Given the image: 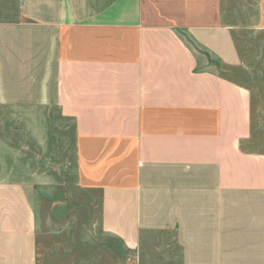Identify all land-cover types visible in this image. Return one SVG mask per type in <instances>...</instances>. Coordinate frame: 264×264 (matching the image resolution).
I'll return each instance as SVG.
<instances>
[{"label":"crops","instance_id":"1","mask_svg":"<svg viewBox=\"0 0 264 264\" xmlns=\"http://www.w3.org/2000/svg\"><path fill=\"white\" fill-rule=\"evenodd\" d=\"M225 2L0 0V108L26 110L39 139L37 114L55 111L81 159L116 148L101 149L120 181L102 186L100 220L126 251L171 234L181 264H264L251 91L218 72L242 65ZM0 146V264H38L41 176L21 180Z\"/></svg>","mask_w":264,"mask_h":264},{"label":"rangeland","instance_id":"2","mask_svg":"<svg viewBox=\"0 0 264 264\" xmlns=\"http://www.w3.org/2000/svg\"><path fill=\"white\" fill-rule=\"evenodd\" d=\"M223 6L225 22L237 27L235 41L242 65L218 69V72L251 91L249 149L264 152V18L261 4L259 0H226ZM36 120L40 123L41 131L37 132L40 139L28 133L26 110L0 108V144L7 143L14 150L6 157V164L17 168L21 180H30L31 174L41 176L39 180H42L35 185L37 217L41 220L37 234L38 264H181V254L171 234L157 236L146 251L131 252L103 230L100 220L102 186L120 180L110 177L114 163H109L107 156L101 158V149L115 151L116 148L99 147L98 155L89 153L81 159L70 121L62 120L52 110L37 114ZM126 150L129 153L124 161L131 171L134 147H126ZM2 159L0 157V161ZM3 164L0 163V167Z\"/></svg>","mask_w":264,"mask_h":264}]
</instances>
